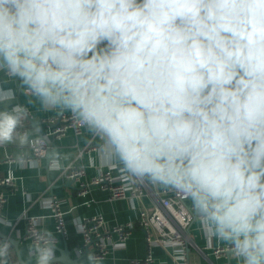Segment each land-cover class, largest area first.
Wrapping results in <instances>:
<instances>
[{
    "label": "clouds",
    "instance_id": "1",
    "mask_svg": "<svg viewBox=\"0 0 264 264\" xmlns=\"http://www.w3.org/2000/svg\"><path fill=\"white\" fill-rule=\"evenodd\" d=\"M3 70L99 137L104 165L180 191L264 264V0H0ZM16 97L0 87V106ZM20 115L0 110V145L28 142ZM37 240H0V264H55L53 234Z\"/></svg>",
    "mask_w": 264,
    "mask_h": 264
},
{
    "label": "crops",
    "instance_id": "2",
    "mask_svg": "<svg viewBox=\"0 0 264 264\" xmlns=\"http://www.w3.org/2000/svg\"><path fill=\"white\" fill-rule=\"evenodd\" d=\"M0 87L13 88L17 92L16 100L6 107L0 106V110L15 111L20 113L22 127L14 134L18 137L21 132L28 133V142L20 145L18 139L0 146V178L9 174L15 176L16 186H0V192L6 196L0 223V240L13 238L18 242V247L23 249L33 240L26 235L27 216L38 218V228L41 232H51L57 238L56 245L64 248L67 243L72 256H77V249L82 246L83 237L79 232L78 222L84 216L97 213L104 215L107 223H124L135 221L139 216V207L152 209L155 206L157 196L166 186L148 181L147 194L141 202L136 201L133 207L129 199H110L109 192L103 186H92L87 197L79 194L80 182H88L100 174L104 165L98 158V145L100 139L85 127L79 134L69 130L60 138L50 137L49 147L51 159L47 162L45 157L37 159L30 142L37 138L47 136L52 126L47 123V118L55 117L60 112H70L60 108H48L41 104L39 99L26 90L20 81L8 75L6 70L0 71ZM82 150V154H80ZM23 154L26 161L23 167L19 166L16 157ZM9 157V158H8ZM55 164V165H54ZM114 164H118L114 162ZM70 166L83 167L85 175L72 186L67 185L68 177L65 170ZM55 197L62 202L66 212L67 235L63 236L55 230V221L52 217V209L45 203L49 198ZM89 200L90 205L85 204ZM190 203L192 204L191 200ZM10 222V227L5 225ZM190 236L193 245L187 250L188 264H212V259L217 264H243V258L236 257L233 252L215 254L218 248L228 249L230 242L223 241L208 235L203 230L199 218L190 227ZM16 247V244H13ZM170 249L156 245L153 255L156 264L161 260L171 261ZM147 253V241L145 231L135 228L128 241L127 247L112 252L104 259H94L91 254L84 256L81 264H131L136 259L145 258ZM56 255L59 252L56 250ZM217 259V260H216Z\"/></svg>",
    "mask_w": 264,
    "mask_h": 264
},
{
    "label": "built area",
    "instance_id": "3",
    "mask_svg": "<svg viewBox=\"0 0 264 264\" xmlns=\"http://www.w3.org/2000/svg\"><path fill=\"white\" fill-rule=\"evenodd\" d=\"M47 123L52 126L47 136L30 142L37 159L45 156L49 147V135L60 138L69 130L79 134L86 127L81 125L71 112H60L55 117L47 118ZM64 172L68 179L76 178L77 182L85 175L84 168L79 166H70ZM3 185L16 186L15 176L9 174L1 177L0 186ZM92 186H103L108 190L110 199H129L133 207H136L135 202H141L143 196L147 194L148 181L140 182L130 177L122 167L113 163L102 169L100 174L91 181L80 182L79 194L86 198ZM6 201V196L0 192V223L3 221L2 212ZM85 204L90 205L89 200H86ZM45 205L52 209L56 232L66 236V212L62 207V202L53 197L49 198ZM197 218L190 198H186L183 193L174 188L165 187L157 196L152 209L139 207V216L135 221L109 225L101 213L80 218L78 228L83 237L81 248L83 252L88 251L94 259H104L115 250L126 248L132 231L140 227L146 234L147 253L145 258L136 259L131 264H156L153 255V248L156 245L172 250L170 251L172 262L161 260L158 264H188L187 250L190 245H193L190 227ZM42 234L43 232L38 228V218L27 216L26 235L35 244L38 242L37 237ZM54 242L56 245V237ZM223 251L225 250L218 248L215 254L219 256Z\"/></svg>",
    "mask_w": 264,
    "mask_h": 264
},
{
    "label": "water",
    "instance_id": "4",
    "mask_svg": "<svg viewBox=\"0 0 264 264\" xmlns=\"http://www.w3.org/2000/svg\"><path fill=\"white\" fill-rule=\"evenodd\" d=\"M47 159V162L50 161L52 155H51V150L50 147L47 148L46 154L44 156ZM77 182L76 178L73 179H68L67 181V185L68 186H72L73 184H75ZM10 241L13 242V244H16V246H18L19 244V240L18 242L16 240H14L13 238H9ZM56 250L59 252V255H56L57 259L55 261V264H77V261H79V264H81L80 260L86 256L87 254H89L88 251H82L81 246L77 249L78 252H83L85 255L83 257H77V256H72V252L70 247L68 246V244L66 243L64 248H61L57 245H55ZM232 253V249H227L225 251L222 252V254H226V256H230ZM220 256V255H219ZM217 256V257H219ZM217 260V259H216ZM212 264H217L216 262H214V260L212 259Z\"/></svg>",
    "mask_w": 264,
    "mask_h": 264
}]
</instances>
